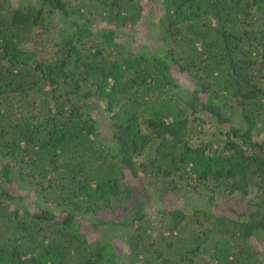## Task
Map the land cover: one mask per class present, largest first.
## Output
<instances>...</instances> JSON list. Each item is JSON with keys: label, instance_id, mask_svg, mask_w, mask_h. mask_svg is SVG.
Returning a JSON list of instances; mask_svg holds the SVG:
<instances>
[{"label": "trees", "instance_id": "1", "mask_svg": "<svg viewBox=\"0 0 264 264\" xmlns=\"http://www.w3.org/2000/svg\"><path fill=\"white\" fill-rule=\"evenodd\" d=\"M262 136L264 0H0V264H264Z\"/></svg>", "mask_w": 264, "mask_h": 264}, {"label": "rangeland", "instance_id": "2", "mask_svg": "<svg viewBox=\"0 0 264 264\" xmlns=\"http://www.w3.org/2000/svg\"><path fill=\"white\" fill-rule=\"evenodd\" d=\"M120 32L124 36V37H122V39H127V41H129L131 43L135 42V43H140V44H146V43L154 44L157 41L156 31L150 27L149 20H147V19L142 20L139 24H136L135 26H131V27L126 26ZM202 130L204 132L203 133L204 135L200 136L201 139L206 138V136H207V138L211 139L210 135L212 133H215L214 128L210 127V126H205L204 129H202ZM258 140L259 141L264 140V137L262 136ZM148 183L150 184V186H151V183H153V186L155 185L154 179H150L148 181ZM134 189L136 190L135 195H134L135 198L139 199L140 195H143V194L145 195V199L148 201L147 208L149 209V212H150L151 216H153L154 219L157 216V212H159L163 208H167V209L180 208V209H182L184 214L190 215V214H192L191 209H190L191 206L196 205L198 203V202L191 203V200H188V202H186V204H187V206H186L184 201H183L182 196L180 194H176L174 192L167 193V195L165 194L166 196L164 195V196H161L159 198L157 197V195L154 196L153 194H151L150 196L153 195L154 197L150 198L148 196L147 190H145V189L143 190L142 187L140 188V186H137ZM145 192H147V193H145ZM157 194H158V196H160L162 194L160 189H157ZM32 196H34V194H32ZM254 196H255V191L253 190L252 194L247 199H251ZM237 198L240 200L244 199V197L242 195H238ZM198 204H200V202ZM129 208H130V206L123 205L120 208L114 209L113 211H107L106 213L98 214V216L101 217L102 219H105V220H112L113 219L115 221H120V219H122V217L128 216L127 213H128ZM163 219H164L163 222H165L167 220L166 217H163ZM161 225L162 224L154 226L156 233L159 232V230L157 231V229H159V227ZM132 234H134L133 231H131L130 233H128L126 235L131 236ZM122 236H123L122 233L111 231L110 233H108V235L106 237H108L111 240V242L114 244L117 251L119 253L123 254V258H122L123 263L124 264H133L134 259L131 257L130 253L128 252L129 250L127 251V244L125 241L127 237L125 235H124V237H122ZM140 263H141L140 261H137L135 264H140Z\"/></svg>", "mask_w": 264, "mask_h": 264}]
</instances>
